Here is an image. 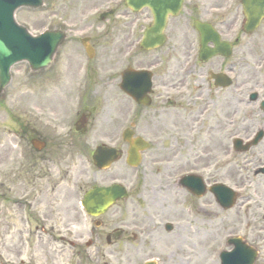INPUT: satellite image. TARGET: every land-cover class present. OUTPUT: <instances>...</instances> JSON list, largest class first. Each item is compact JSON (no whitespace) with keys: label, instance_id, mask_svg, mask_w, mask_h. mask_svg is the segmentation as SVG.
Instances as JSON below:
<instances>
[{"label":"flooded vegetation","instance_id":"flooded-vegetation-1","mask_svg":"<svg viewBox=\"0 0 264 264\" xmlns=\"http://www.w3.org/2000/svg\"><path fill=\"white\" fill-rule=\"evenodd\" d=\"M148 3L139 12L125 7L114 17L117 20L80 22L82 30L76 36L72 33L77 28L67 22H46L36 29V35H40L64 28L68 38L56 64L40 73L36 85L29 88L32 92L28 94L38 101L24 104L18 117L6 109L13 127L1 130L0 140V264H39L40 252L52 255L51 264H60L59 256L65 253H71L69 264H111L105 261L106 256L122 252L148 257L156 254L143 264H160L158 255L166 252L167 239L184 244L186 233L190 236L195 230L215 237L224 224L219 215L230 212L210 192L202 198L192 196L180 183L185 173L173 178L176 169L192 165L186 174L201 175L208 187L227 185L233 173H249L264 181V0H183L181 7L178 0ZM49 11L50 16L56 13L51 5ZM126 15L129 29L122 21ZM154 26L160 29L165 43L161 48L145 50L141 47L144 33ZM117 33L126 37L118 35L115 41ZM120 46H124L122 55L128 61L146 56L147 64L133 62L121 73L102 65L101 61L111 58L109 52L114 54ZM67 52L74 53L63 65L65 70L56 71L59 59ZM127 70L151 73L147 75L150 89L147 79L130 80L132 86L140 84L134 90L140 102L122 89ZM174 83L186 89L187 97L186 93L181 97L169 95ZM122 100L129 105V127L135 139L152 146L155 141L181 137L191 158L184 161L188 152L178 153V143L170 147L160 183L135 182L127 188L128 198L93 216L87 213L83 201L100 185L81 187L78 196L51 195L61 190V183L55 182L57 175H70L73 157L91 154L92 160L97 146L89 148V140L102 135L119 139L120 131L114 130V124L120 118ZM170 102L182 111L181 124L167 122ZM202 107L210 110V120L201 122L198 110ZM202 134L213 139L209 170L195 164L199 157L196 138ZM258 137V144L250 150L234 154L235 140L248 144ZM217 143L218 150H213ZM175 154L177 167L170 161ZM35 184L38 193L33 198L10 197L18 187L27 189ZM252 200L248 197L245 202ZM262 202L255 200L247 206L244 216L249 218L264 209ZM201 215L202 227L185 228V220L193 224ZM259 228L250 226L263 240ZM26 245L32 253L24 261ZM255 247L259 253L256 264H264L263 242L259 240Z\"/></svg>","mask_w":264,"mask_h":264},{"label":"rangeland","instance_id":"rangeland-1","mask_svg":"<svg viewBox=\"0 0 264 264\" xmlns=\"http://www.w3.org/2000/svg\"><path fill=\"white\" fill-rule=\"evenodd\" d=\"M50 5L53 6L54 12H56L55 15L50 16V11H44L41 15L38 16L31 11L21 10L17 14V19L19 23L27 26L33 33H35L36 29H40L43 26V23L46 22L55 21L58 24L67 22L69 24L75 25V28H77L72 33V36H76L82 30V27H79L81 25L80 22L85 23L95 20L107 22L109 20L108 18H111V21L117 20L114 17H118V15L122 14L121 11L125 10L123 6H120V0H89L85 2H83L82 0H57L54 2L51 1L49 6ZM96 14H100V16L96 17ZM49 16L51 18H49ZM120 20H122V18ZM122 21L128 24L130 22L129 16L126 15ZM121 34L122 33H117L115 41H117L118 35H120V38L126 37ZM169 47L170 46H168V48ZM123 48L124 46H120V48L117 49L114 54L113 52H109L111 58L106 59L105 62L101 61V64L104 66L109 65L110 68L120 73L129 65H134L135 63L133 62H136L141 66L147 64L149 59L146 56L138 57L137 61H128V59L124 58V55H122V53L124 52ZM73 53L74 52H67L63 57L59 59V64L56 67V71L65 70V67L63 65H65L66 61L71 58V54ZM104 53L106 54V52ZM27 69L28 68L25 64H20L14 67L13 82L7 89L4 104L0 105V140L2 138L1 130H3L4 128L12 129L13 127V123L11 121L12 119H7L8 115L6 113V109L10 112L16 113V117H18L17 115L20 111L19 109L27 102L34 101L35 99L32 98L33 94H28V92H32V89L29 88L36 85L35 80L37 79L38 75H30ZM22 92H24V98H21ZM168 92L171 97H181L183 93H186L185 97H187V95L189 94L180 83H174L169 88ZM18 95H20V97ZM35 100L38 101L37 99ZM20 101L22 102L21 104L19 103ZM204 109L205 108L202 107L200 108V110H198V117L200 116L199 118L201 119V122L205 121L207 118V120H210V110L204 111ZM130 115L131 113L128 103L122 100L120 106V118L117 123L114 124V130H119L120 135H122L123 131L130 126V123L132 122L131 117H129ZM165 118L169 124H181L182 111L178 108L177 105H174L173 102H170L167 105ZM235 118L240 119L239 116H236ZM5 122H7L8 124ZM111 128L113 129V127ZM104 132L108 133L106 130H104ZM107 138L109 137L103 135L100 137L97 136L95 139H91L88 141V147L91 148L94 145L98 146L101 144L114 146L118 148L122 153V159L114 164L109 170L99 171L94 167L92 163L91 154L79 158L73 157L71 161L72 168L70 175H68L67 177L64 175V173L57 175L55 182L61 183V190L51 196L67 198V196H74L79 193L78 191H80L81 187H88L91 185L107 186L111 184H121L128 188H131L135 182H144L146 184H153L156 182L160 183L162 181L163 163L167 157H170L171 151L169 150V148L178 143V153L188 152L187 149L183 148L184 140L181 137L155 141L152 142L150 150L144 153V158L140 166L137 169H132L126 163L128 145L122 141V136H120L119 139L117 138L115 140ZM211 139L204 134H202L198 139L196 138V140L199 141L198 148L196 149L199 157L195 159V164L198 165V167H200L201 169L209 170V155L212 150V142L210 141ZM218 148L219 145L217 143V145L214 146L213 150H218ZM190 158L191 152H188L185 155L184 161L187 162V160H189ZM1 160L2 158L0 157V166ZM170 161L177 167L179 162L178 156L176 154L171 155ZM192 169V165L184 164L183 168L181 167L179 169H176L173 174V178L174 176L176 178L180 177L181 175H183V173L186 174V171H190ZM247 177L249 179H247ZM226 183L229 187L238 191L241 194V197L238 201V206L233 209L231 213L219 215V218L224 220V224L220 227L217 235L215 237H210L204 231L200 230L199 232H197L195 230L190 236L186 233L184 244H179L177 241L176 243H171L167 239L166 252L158 255L161 258L160 264H220L219 261H216L218 260L219 252L223 249L228 250V246L225 244V240L234 235L243 237L245 240L248 239V242L252 245H257V242L259 240H261L264 244V209L260 210V212H258L257 214H251L249 218L244 217V212L247 206L253 205L255 200H257L258 202L261 199L264 200V181L261 178H254L253 175L249 173H233L231 180L227 181ZM37 193L38 189L36 184L35 187L33 185H30L27 189L20 186L17 188V191H14L12 194H10V197H25L26 199H31L34 197V195H37ZM247 196H251V198L254 200L250 202H245V200L243 201V199H245ZM181 197H184V195L181 194ZM262 203V205H264V202ZM200 205L202 208H205L204 202H201ZM203 225L204 220L202 215L197 217L195 219V223L193 224H190L188 220H185V228L195 229L202 227ZM248 225L249 227L246 228V226ZM255 225H259V229H262L261 234L263 235V240L262 238H258L255 232L251 231L250 226ZM210 245L212 247H210ZM31 253L32 250L28 247V245H26L23 254L24 261H27ZM70 254L71 253H65L59 256L60 264H69L71 257ZM211 255L213 256L212 259ZM38 256L39 264H51V254L40 252ZM67 258L69 259L68 261H66ZM150 258H156V254L148 257V254L144 253L135 255L134 253L122 252L117 253L116 255L106 256L105 261L111 264L124 263L128 261H133V263L136 261L135 263L137 264H143ZM14 261H16V259ZM100 261L104 262L102 258H100Z\"/></svg>","mask_w":264,"mask_h":264},{"label":"water","instance_id":"water-1","mask_svg":"<svg viewBox=\"0 0 264 264\" xmlns=\"http://www.w3.org/2000/svg\"><path fill=\"white\" fill-rule=\"evenodd\" d=\"M43 1L44 0H0V97L3 96L6 87L11 82V68L15 64L27 62L33 72L48 68L52 64L55 54L61 45L63 38L65 37L61 33H54L50 35L47 33L42 37V40L36 39L30 35L26 28L17 24L15 20V13L19 9H39L43 6ZM142 1L143 3L138 5V8H142L146 5V0ZM178 1L180 2L177 4V6L181 5L182 0ZM126 3L129 7L133 6V0H127ZM166 14L167 13L165 12L164 15L166 16ZM157 31L158 34H161L159 28ZM54 36L58 38V41L54 45L55 47L52 49L53 51L48 50L49 47L48 43H46V39ZM149 39L145 41L143 45V47L146 49L156 48L161 46L163 43L161 42V40L163 41V38L160 39L159 43L154 44H150ZM125 76L127 79L124 89L129 91L132 88L129 82L132 78V76H130V71H128ZM129 134L130 133L126 135V140H128L131 144L128 162L131 165H137L139 158L137 150L138 148H142V150H144L145 144L142 143V146H140V141L135 142L134 144L131 143ZM240 145L241 143H238V147H240ZM117 159L118 152L114 149L100 147L97 149L94 155V161L100 168L109 167ZM184 180L187 181L189 178H185ZM195 191L196 188L192 192ZM223 192L224 193H222L221 196H218L219 200L222 201V204L224 205H227L226 201H228V206H232L236 199V194L227 188L223 190ZM123 197H126V193L121 187L114 186L108 189L96 188L87 196L88 202L86 206L89 207L94 203L95 206L106 208L112 203L114 199ZM249 252H251V250H249ZM236 255L239 257V259L236 256L225 255L223 259L224 263L241 264V254L236 253ZM252 257L253 259L250 260L249 264L254 263V256Z\"/></svg>","mask_w":264,"mask_h":264}]
</instances>
